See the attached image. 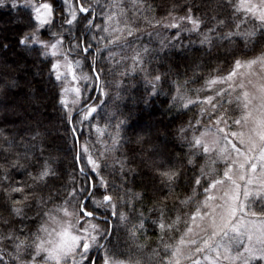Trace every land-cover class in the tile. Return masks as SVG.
<instances>
[{
    "label": "snow or ice",
    "instance_id": "obj_1",
    "mask_svg": "<svg viewBox=\"0 0 264 264\" xmlns=\"http://www.w3.org/2000/svg\"><path fill=\"white\" fill-rule=\"evenodd\" d=\"M4 7L0 264H264V0Z\"/></svg>",
    "mask_w": 264,
    "mask_h": 264
},
{
    "label": "trees",
    "instance_id": "obj_2",
    "mask_svg": "<svg viewBox=\"0 0 264 264\" xmlns=\"http://www.w3.org/2000/svg\"><path fill=\"white\" fill-rule=\"evenodd\" d=\"M21 15H23L25 22H27V10H21ZM21 30V27L18 24V12L15 9H11L10 7H4L0 8V35H3L7 37L9 40L13 41V47L12 49L8 50L7 52L0 53V66L3 65V63L6 61L8 64H11L15 66V63H23L25 54L16 47L14 41L16 34ZM195 39V37H193ZM31 61L29 60V63ZM23 73L20 74V78L23 81ZM192 88H201L202 87V81L190 85ZM165 88L167 89V85H165ZM16 94L12 95V99L15 98ZM49 102H53L52 95L49 94L48 99L45 100V105H47ZM166 107L165 105V98L160 97L158 98L157 102L153 105V109H156V111H152V116L154 118L160 117L161 111L163 108ZM143 106L141 105L140 108L133 109V120L137 123H144L147 113H142L141 109ZM47 111H52V109H47ZM238 113V111L235 113V115ZM46 119V123H47ZM58 123L55 117L51 118V125L55 126ZM67 156V160L71 161V155L65 154ZM222 165L217 162L216 167L220 168ZM149 236L152 237V239H155V233L149 232ZM147 242V241H145Z\"/></svg>",
    "mask_w": 264,
    "mask_h": 264
},
{
    "label": "rangeland",
    "instance_id": "obj_3",
    "mask_svg": "<svg viewBox=\"0 0 264 264\" xmlns=\"http://www.w3.org/2000/svg\"><path fill=\"white\" fill-rule=\"evenodd\" d=\"M253 73H256L254 75H249L247 77L242 78L239 83H243L244 85V91H247L249 93V99L252 100V108H253V117L256 118L259 116V112L256 111L257 107V100L255 99L258 97L261 93V88L264 86V71H261L259 69H253ZM236 95H243V92L237 88L236 91L233 93V96ZM237 116L241 115V112L238 111L236 114ZM251 119V118H250ZM236 130V129H233ZM244 131H247V125L243 129ZM219 164L222 165L221 162H218ZM222 167V166H221ZM259 210V209H257Z\"/></svg>",
    "mask_w": 264,
    "mask_h": 264
}]
</instances>
